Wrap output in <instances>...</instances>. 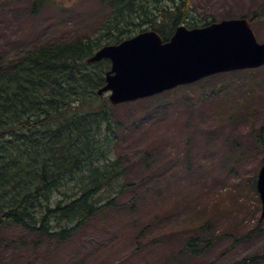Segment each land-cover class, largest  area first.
<instances>
[{
    "label": "rangeland",
    "instance_id": "1",
    "mask_svg": "<svg viewBox=\"0 0 264 264\" xmlns=\"http://www.w3.org/2000/svg\"><path fill=\"white\" fill-rule=\"evenodd\" d=\"M263 3L191 0L189 18L200 25L245 18L263 43L264 14L251 17ZM32 4L0 0L5 60L23 47L95 39L112 13L103 0H46L36 13ZM135 24L133 36L152 30ZM110 106L127 187L66 240L20 224L1 227L0 264H241L254 255L264 264V218L254 185L264 165V66ZM259 132L263 145L256 142ZM197 236L192 254L186 242Z\"/></svg>",
    "mask_w": 264,
    "mask_h": 264
},
{
    "label": "trees",
    "instance_id": "2",
    "mask_svg": "<svg viewBox=\"0 0 264 264\" xmlns=\"http://www.w3.org/2000/svg\"><path fill=\"white\" fill-rule=\"evenodd\" d=\"M44 1L33 0L31 12ZM103 1L112 13L99 37L23 47L7 60L0 55V228L20 224L66 240L110 208L127 187V172L115 154L117 123L106 96L97 95L110 62L87 60L104 45L132 37L138 21L164 41L180 25L191 29L210 23L189 18L191 0H172L170 6L162 0ZM263 14L264 3L252 20ZM261 135L257 143L263 145ZM111 188L116 195L103 197ZM200 241V236L187 240L192 254ZM258 258L241 264H258Z\"/></svg>",
    "mask_w": 264,
    "mask_h": 264
},
{
    "label": "water",
    "instance_id": "3",
    "mask_svg": "<svg viewBox=\"0 0 264 264\" xmlns=\"http://www.w3.org/2000/svg\"><path fill=\"white\" fill-rule=\"evenodd\" d=\"M108 59L101 95L111 91L112 105L149 98L180 85L229 71L264 65V43H258L246 19L223 20L192 30L180 26L163 42L146 31L118 45L104 46L89 63ZM264 216V166L256 182Z\"/></svg>",
    "mask_w": 264,
    "mask_h": 264
}]
</instances>
